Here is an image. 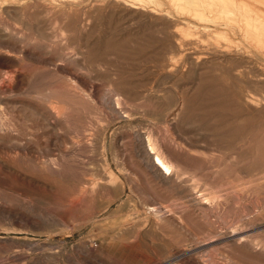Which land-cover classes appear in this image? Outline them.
I'll return each mask as SVG.
<instances>
[{
  "label": "rangeland",
  "instance_id": "obj_1",
  "mask_svg": "<svg viewBox=\"0 0 264 264\" xmlns=\"http://www.w3.org/2000/svg\"><path fill=\"white\" fill-rule=\"evenodd\" d=\"M0 264H264V0H0Z\"/></svg>",
  "mask_w": 264,
  "mask_h": 264
},
{
  "label": "bare ground",
  "instance_id": "obj_2",
  "mask_svg": "<svg viewBox=\"0 0 264 264\" xmlns=\"http://www.w3.org/2000/svg\"><path fill=\"white\" fill-rule=\"evenodd\" d=\"M252 3V2H251ZM211 4V3H210ZM247 4V3H246ZM220 6V5H219ZM257 7H259V6H257ZM199 8V7H198ZM245 8V7H244ZM252 8H250V10H251ZM246 10V9H245ZM226 11V10H225ZM239 11V10H238ZM247 11V10H246ZM228 12V11H227ZM230 12V11H229ZM229 14V13H228ZM231 14V13H230ZM247 14V13H246ZM199 15V14H198ZM242 15V14H241ZM225 17V16H224ZM260 18V17H259ZM222 19V18H221ZM232 19V18H231ZM233 19H235L234 17H233ZM242 19H243V17H242ZM258 19V18H257ZM240 21V20H239ZM224 22V21H223ZM230 22H234V21H230ZM260 22V21H259ZM226 23V22H225ZM236 23V22H235ZM234 24V23H233ZM236 25V24H235ZM242 25V24H241ZM232 26V25H231ZM245 27H246V25H245ZM249 32V31H248ZM227 36V35H226ZM250 36V35H249ZM254 36V35H253ZM248 39V38H247ZM258 39V38H257ZM256 39V40H257ZM182 46V45H181ZM252 97V96H251ZM247 100V99H246ZM251 101V100H250ZM252 103V102H251ZM254 103V102H253ZM153 146V145H152ZM152 146H148V150H149V155H153L152 156V161H151V159H150V163H152V164H154V166H152L151 165V167L152 168H155L154 169V171L156 172V173H165V172H168V167H167V165H166V163L162 160V158H160L158 155H156V154H154V152H153V150H155ZM156 152H157V150H156ZM148 161H149V158L147 159ZM158 164V165H157Z\"/></svg>",
  "mask_w": 264,
  "mask_h": 264
}]
</instances>
